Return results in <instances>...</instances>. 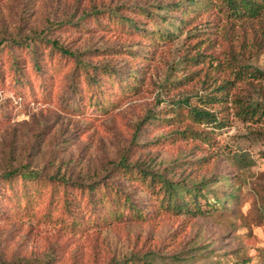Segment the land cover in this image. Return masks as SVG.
Here are the masks:
<instances>
[{"label":"rangeland","instance_id":"rangeland-1","mask_svg":"<svg viewBox=\"0 0 264 264\" xmlns=\"http://www.w3.org/2000/svg\"><path fill=\"white\" fill-rule=\"evenodd\" d=\"M0 40V176L21 167L106 179L146 206L145 219L73 227L56 221L59 208L46 218L45 203L12 208L0 181V264H264V116L243 120L232 105L250 92L264 102L246 81L264 78L232 71L264 72V11L237 18L223 0H0ZM87 62L110 70L114 93L88 84ZM189 104L214 112L208 139L182 131L204 127ZM122 160L163 177L155 195L115 171ZM167 181L182 209L168 204ZM71 190L79 216L97 211Z\"/></svg>","mask_w":264,"mask_h":264},{"label":"trees","instance_id":"trees-1","mask_svg":"<svg viewBox=\"0 0 264 264\" xmlns=\"http://www.w3.org/2000/svg\"><path fill=\"white\" fill-rule=\"evenodd\" d=\"M196 0H189L190 4H193ZM207 3V2H206ZM223 3L228 6L231 15L240 17H256L264 11V0H223ZM179 5L177 2L176 6ZM185 12L184 14H186ZM49 41V40H48ZM51 47L58 49L64 55H70L77 58L78 52L62 44H57L56 41H50ZM1 44V40H0ZM200 52L190 55L189 59H195ZM235 62L234 58H231L230 63ZM43 60L37 56L33 58V65L36 69H40ZM81 63H78L80 65ZM85 71H88L89 76L86 78L89 85L96 88V93L104 97L114 93L115 89H111L109 83H113L110 80L111 72L107 68H103L102 65L92 66L89 62L81 64ZM232 67H237L233 65ZM91 68V70L89 69ZM248 69V70H247ZM234 76L242 77L244 74H248L251 79L264 78V72L258 68L241 66L235 68ZM99 73H101L99 75ZM236 79V78H235ZM108 80L109 82H107ZM232 79H229V81ZM255 90H258L257 94L262 95L264 100V94L262 93L264 87H259L254 84L253 81H248ZM180 82H182L180 80ZM228 82V80H227ZM226 83V82H225ZM105 84L109 85V93L105 92ZM119 85V83H118ZM215 87H219L216 85ZM251 93V92H250ZM232 98L233 108L235 115L243 120H249L253 117L264 116V102H257L251 100V95ZM262 93V94H261ZM208 103L212 104L214 96L210 97ZM204 100V101H205ZM189 115L196 124L203 123V128L195 129L190 125H187L182 131L186 132L188 137L204 138L208 139L207 130L208 123L215 120L216 117L214 112L203 105H190L189 104ZM256 138L264 139V130H258ZM115 171H120L126 174L127 177H131V180H139L144 185L153 186L154 195L156 194L155 184H163V177L151 173L149 170L143 168L135 162L129 160L119 161L114 165ZM0 181L7 183L6 189L10 192V199H12V208L17 210H24L28 212V208L32 205H39L45 203L46 218H52L55 212V208H59V215L56 216V221L62 222L66 225L78 227V226H91V225H104L112 219H123V216H131L137 220L145 219L146 212L144 208L146 206L138 205L132 201L130 195L124 190L120 189L115 184L111 183L106 179H97L91 182L83 183L80 181H73L65 179V177L56 176L50 174L45 176L38 171L26 169V168H14L10 171L5 172L0 176ZM165 190L168 193V204L170 206H176L178 209H182L187 204L185 198H178V190L175 183L167 181ZM78 191L79 196L87 198L90 203L97 208V211L90 210L84 216H79L75 211L74 206L78 205V201L81 202L80 198H77V194L73 192ZM49 191V193L47 192ZM188 195L192 193L187 188ZM99 210V211H98ZM97 213V214H96ZM145 258L140 256L126 257L122 260H118L115 264H146Z\"/></svg>","mask_w":264,"mask_h":264},{"label":"built area","instance_id":"built-area-1","mask_svg":"<svg viewBox=\"0 0 264 264\" xmlns=\"http://www.w3.org/2000/svg\"><path fill=\"white\" fill-rule=\"evenodd\" d=\"M263 264V263H262Z\"/></svg>","mask_w":264,"mask_h":264}]
</instances>
